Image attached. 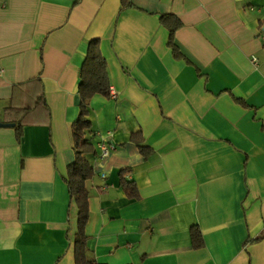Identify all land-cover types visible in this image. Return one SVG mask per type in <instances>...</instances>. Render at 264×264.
I'll return each mask as SVG.
<instances>
[{"label": "crops", "instance_id": "obj_1", "mask_svg": "<svg viewBox=\"0 0 264 264\" xmlns=\"http://www.w3.org/2000/svg\"><path fill=\"white\" fill-rule=\"evenodd\" d=\"M131 2L0 0V122L14 123L0 127V264H75L64 179L92 39L111 84L89 100L96 262L264 264V0ZM167 14L181 21L176 52ZM102 144L113 148L102 155ZM122 169L137 198L121 189Z\"/></svg>", "mask_w": 264, "mask_h": 264}, {"label": "trees", "instance_id": "obj_2", "mask_svg": "<svg viewBox=\"0 0 264 264\" xmlns=\"http://www.w3.org/2000/svg\"><path fill=\"white\" fill-rule=\"evenodd\" d=\"M132 6L131 0H121V9ZM160 19L169 28V45L176 52L173 36L174 32L181 26V21L171 14L161 15ZM77 92L80 96L79 111L76 120L71 124L75 158L68 165L67 177L64 180L70 201L77 215L76 229L72 235L75 264H98L87 246L88 235L86 233V226L90 218L87 182L94 176L93 164L95 159L99 157L95 144L96 133L89 117V100L95 95L110 97L111 93L107 62L101 54L98 39L89 40L87 44V52L80 69ZM37 101L42 102L43 106L47 109L48 115H50L43 92ZM240 103L246 106L243 101H240ZM15 128L17 136L20 138L22 125L17 124ZM131 141L137 145L144 157L149 154V148L144 144L141 134H133ZM130 172L129 169L120 170V187L127 197L137 198L139 192L134 180L126 178ZM190 233L192 246L195 249L203 247L204 239L199 227L193 226Z\"/></svg>", "mask_w": 264, "mask_h": 264}, {"label": "built area", "instance_id": "obj_3", "mask_svg": "<svg viewBox=\"0 0 264 264\" xmlns=\"http://www.w3.org/2000/svg\"><path fill=\"white\" fill-rule=\"evenodd\" d=\"M253 62L256 63V59L255 58L253 59ZM112 148H113V146L107 147L104 144L100 145L101 154L105 155Z\"/></svg>", "mask_w": 264, "mask_h": 264}, {"label": "water", "instance_id": "obj_4", "mask_svg": "<svg viewBox=\"0 0 264 264\" xmlns=\"http://www.w3.org/2000/svg\"><path fill=\"white\" fill-rule=\"evenodd\" d=\"M264 30V28H263ZM0 127H14V123H1L0 122Z\"/></svg>", "mask_w": 264, "mask_h": 264}]
</instances>
